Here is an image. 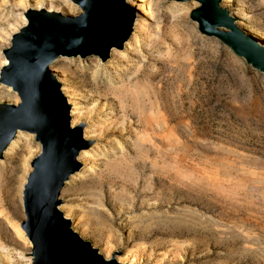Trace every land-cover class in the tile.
Masks as SVG:
<instances>
[{"label": "rangeland", "instance_id": "obj_1", "mask_svg": "<svg viewBox=\"0 0 264 264\" xmlns=\"http://www.w3.org/2000/svg\"><path fill=\"white\" fill-rule=\"evenodd\" d=\"M53 1L79 11L71 0ZM136 1V41L129 36L118 54L100 57L99 68L92 55L53 66L85 112L75 124L85 132L77 167L86 172L61 196L67 217L120 262L264 264V73L198 32L194 0ZM36 2L0 0V68ZM219 3L264 41V0ZM15 95L0 102L17 103ZM37 142L33 135L21 154L2 158L0 264H31L18 252L31 249L20 224Z\"/></svg>", "mask_w": 264, "mask_h": 264}, {"label": "water", "instance_id": "obj_2", "mask_svg": "<svg viewBox=\"0 0 264 264\" xmlns=\"http://www.w3.org/2000/svg\"><path fill=\"white\" fill-rule=\"evenodd\" d=\"M88 1L81 0V6L94 9L96 0H92V3ZM105 1L112 9H115V5L121 6L119 27L114 29L116 26L111 25L104 33L97 35L92 45L83 46V50L96 46L101 58L107 55L109 44L121 46L122 39L130 31L133 14L132 8L123 0ZM194 1L199 6L190 12V18L196 21L198 32L216 37L233 54L241 56L246 64L264 73V46L233 23L225 8L218 5L219 0ZM24 15H30L33 23L27 20L25 26L11 36L10 45L4 49L7 63L0 72V76L5 75L8 82L13 84L19 96L16 105L0 104V121L10 115L4 125L0 122V152L12 136L15 126L21 129L30 126L38 135L41 147L40 153L31 160L32 170L23 186L26 219L20 226L32 244L36 264H118L114 259L103 260L89 242L80 239L69 229V222L54 209L61 181L77 166L74 154L85 142L81 137V125L69 127L68 104L47 70V62L59 51H65L66 45L55 44L60 39L52 36L35 42L37 47H31L29 39L37 34L39 25L48 24L47 19L73 18L42 9L26 10ZM218 27L223 30H218ZM28 187L30 189L26 192Z\"/></svg>", "mask_w": 264, "mask_h": 264}, {"label": "bare ground", "instance_id": "obj_3", "mask_svg": "<svg viewBox=\"0 0 264 264\" xmlns=\"http://www.w3.org/2000/svg\"><path fill=\"white\" fill-rule=\"evenodd\" d=\"M71 1L79 8V11L77 10L78 12L76 14L73 13V9L70 7L69 4H66L64 2H57V1H53V0H51L48 5H46V2L44 0H37V2L35 3V5H36L35 8H28L27 9V10H30V9L31 10H40V9H42L45 12H54V13H58L64 17L73 18V19L57 18V19H55L56 21L47 19L48 24H46V25L44 24L42 26L39 25L40 27H38L36 29L37 34L34 35V37H32L31 39H29L31 47H34V46L37 47V45H36L37 43H35V42H37V41L42 42V41H44L43 39H45L46 37H52V36L53 37L56 36V38L60 39V40L55 41V44L60 45V46L66 45L67 49L65 51H59L54 57H52L47 62V70L54 77L55 81L58 84L59 93L64 97L66 103L68 104L67 116H68V125L70 128L77 125V124H75V120L78 119L79 117L83 116L85 114V112L81 106L79 107L80 100L76 99L74 101H71V98L67 95L65 90L62 88L61 82H60V77L57 75L55 69H53V66L58 64L60 66V68L63 69L65 66H67V64L65 62H68V61L72 62L74 60L80 61V57L84 58V56L92 55V56H95V57H93L94 66L96 68H99L100 59H101L99 50H97L96 46L95 47L91 46L90 49L83 50L84 49L83 46H87L86 44L92 45V42L95 40L97 35L104 33V31L107 28H110L111 25H113V27L116 26V27H114V29L115 28L118 29V27H119V25H118L119 21L118 20L120 19L121 13H122L120 5H115V9L114 8L112 9L108 5L107 1H105V0H96L95 8L90 9V10L87 8V6H84V7L81 6V3H82L81 0H71ZM88 2L92 3V0L91 1L89 0ZM123 2L126 3L130 8H132V11H133L132 19L130 22V31L126 35V37L124 39H122L121 46L116 47L113 44L108 45L107 56L114 55L116 53L118 54V49L123 47L124 43L127 42L128 38H130L131 36H132L131 38L133 40H135V41L137 40L136 34L139 31V26H140V11H139L140 10L139 9L140 3L137 2L136 0H123ZM195 2H197V1H195ZM133 4H136L137 7L135 8L133 6ZM218 5L220 7H222L219 2H218ZM198 6H199V3H198ZM25 12H24V14H25ZM67 13L72 14V15H68ZM227 13L229 14L230 12H227ZM235 13L240 16V14H241L240 9L235 8ZM29 16L30 15H28V16L24 15V17L22 18L23 20H22L21 27H19L16 32H18L20 28L25 26L27 20H29V23H33V21H32L33 19L30 18ZM230 16L232 18L233 23L239 29H241L238 26L239 23L236 22L237 18L234 15H230ZM115 19H117V20H115ZM217 29L223 30L221 27H218ZM224 30H227V29H224ZM16 32H14V33H16ZM115 32H116V30H115ZM243 32L245 34H248L251 37H253L259 45L264 46V41H259L256 37L252 36L250 33H247L245 31H243ZM109 35L110 34H108V36ZM57 36H60V37H57ZM10 40H11V38H10ZM99 40H101V39H99ZM95 44H96V41H95ZM83 52L84 53L87 52V53L84 54ZM3 53H4L5 61H4V64L1 66V68L4 65H6V63H7L5 52L3 51ZM81 53H83V54H81ZM73 57H75V58H73ZM1 68H0V72H1ZM7 79L8 78L5 75L0 76V83H2L1 88L6 89V90H3L0 92V98L6 97L9 100H14L16 97L15 94H17V96H18V93H17V90L15 89V87L13 86V84L8 82ZM107 82H109V80ZM110 85H112V86H110L109 88L112 90H115V87L113 86V84H110ZM11 90L14 91L15 94ZM18 98H19V96H18ZM70 102L72 103V105ZM2 103L3 104L16 105L19 103V101L17 103L0 102V104H2ZM8 118H10L9 114L7 116H5L3 119H1V121H0L1 124L3 123L2 125H4ZM2 127H4V126H2ZM33 135H35V139H36V141H38L37 142V150H36L37 155H38L40 153V149H41L40 140L38 138V135H36V133L32 130V128L30 126H27V129H21L18 126H15L13 128L12 136L7 140L5 146L2 148V150L0 152V165H2V163H4V160H2V158L11 159V158H14L16 155L21 154L22 147L24 146V145L21 146V144L22 143L23 144L28 143L32 139ZM83 135L85 136V132L83 133V129H82L81 137H82V139H85ZM82 147L83 146L79 147L74 154V160L77 162V164H80L78 160L82 161L87 156V152ZM54 148L56 149L58 147L54 146ZM56 150H58V149H56ZM52 154H54V153H52ZM31 167H32V163H31ZM85 172H86V169L83 166H81V167L76 166L71 171H69L67 173V175L61 181V185L58 189V193L56 196L57 202L55 204L54 209L57 210L58 212H60L62 218L66 219L69 222V229L72 232L76 233V235L80 239L89 242L91 247L96 249V253L100 254L102 256L103 260L114 259V261L118 264H131V263H127V262L118 261V258H116L115 254H112L111 256L109 255L110 257H105L102 253L99 252L97 247H94L90 241L84 239L81 236L82 231H81V233L77 232L76 225L72 226L71 220L67 217L68 213H70L69 211H70L71 207L67 206L65 201L61 202V196L66 192L67 188L70 187V185L73 182H75L77 180H82L84 175H85ZM29 189H30V187L26 188V192ZM26 195L27 194H25L24 197ZM22 198H23V191H22ZM64 202H65V204H64ZM22 203H23V200H22ZM23 211H24V207H23ZM24 214H25V211H24ZM25 219H26V214H25ZM25 219L22 222H24ZM79 221H80V218H78V222ZM79 224L81 226H84V224H82V223H79ZM25 235H26V233H25ZM27 239L29 240L28 237H27ZM29 242H30V240H29ZM3 248L4 247L0 246V250H3ZM18 257L20 260H30L31 264H36V260H34L35 256L33 255V252H32V244H31L30 251L19 250Z\"/></svg>", "mask_w": 264, "mask_h": 264}]
</instances>
